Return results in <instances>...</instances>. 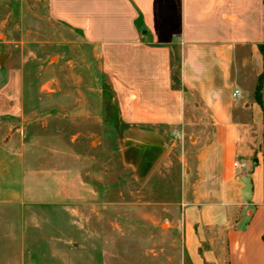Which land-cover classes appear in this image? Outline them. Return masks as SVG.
<instances>
[{"label": "crops", "instance_id": "obj_1", "mask_svg": "<svg viewBox=\"0 0 264 264\" xmlns=\"http://www.w3.org/2000/svg\"><path fill=\"white\" fill-rule=\"evenodd\" d=\"M47 4L50 19L98 52L130 130L161 128L172 133L173 147L196 132L194 153L179 157L184 174L175 173L178 183L166 190V200L135 206L141 217L151 211L167 218L166 264H264V88L262 104L255 99L264 74V0ZM24 88L23 68L0 64V120H27ZM63 156L62 147L35 138L0 137L6 230L0 244L7 264H27L31 245L42 242L57 259L73 240L42 230L61 224L55 212L78 214V176L63 172ZM142 221L159 227L155 216ZM88 224L89 240L105 243L95 239L94 221Z\"/></svg>", "mask_w": 264, "mask_h": 264}, {"label": "rangeland", "instance_id": "obj_2", "mask_svg": "<svg viewBox=\"0 0 264 264\" xmlns=\"http://www.w3.org/2000/svg\"><path fill=\"white\" fill-rule=\"evenodd\" d=\"M5 63L24 70L28 118L0 120V137H29L52 149L62 147L63 172L78 176V214L55 212L61 221L57 229L42 228L57 230L56 237L64 241L73 240L62 245L59 259L52 258L48 243H33L26 263L166 264L167 218L151 211L141 217L135 206L166 200V190L178 183L175 173L184 174L179 157L194 153L190 147L196 132L188 133L185 144L173 147L172 133L161 128L146 133L130 130L120 117L98 52L50 19L47 0H0V64ZM151 216L159 220L156 230L142 221ZM89 220L97 226L100 239H95H106L105 243L89 240ZM4 229L0 226V233ZM30 232L39 236L35 229ZM3 247L0 244V264H7ZM109 256L110 262L105 258Z\"/></svg>", "mask_w": 264, "mask_h": 264}, {"label": "trees", "instance_id": "obj_3", "mask_svg": "<svg viewBox=\"0 0 264 264\" xmlns=\"http://www.w3.org/2000/svg\"><path fill=\"white\" fill-rule=\"evenodd\" d=\"M260 52L264 58V45L260 46ZM264 88V74L260 77L259 83L255 92V99L261 105L262 104V90Z\"/></svg>", "mask_w": 264, "mask_h": 264}, {"label": "built area", "instance_id": "obj_4", "mask_svg": "<svg viewBox=\"0 0 264 264\" xmlns=\"http://www.w3.org/2000/svg\"><path fill=\"white\" fill-rule=\"evenodd\" d=\"M238 96H239V92L236 91V92L234 93V97H238ZM235 166H237V164H235Z\"/></svg>", "mask_w": 264, "mask_h": 264}, {"label": "water", "instance_id": "obj_5", "mask_svg": "<svg viewBox=\"0 0 264 264\" xmlns=\"http://www.w3.org/2000/svg\"><path fill=\"white\" fill-rule=\"evenodd\" d=\"M2 58V57H1Z\"/></svg>", "mask_w": 264, "mask_h": 264}]
</instances>
